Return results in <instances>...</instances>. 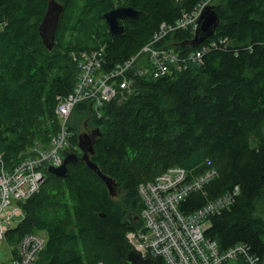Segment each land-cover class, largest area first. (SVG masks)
<instances>
[{
    "label": "trees",
    "instance_id": "trees-1",
    "mask_svg": "<svg viewBox=\"0 0 264 264\" xmlns=\"http://www.w3.org/2000/svg\"><path fill=\"white\" fill-rule=\"evenodd\" d=\"M57 1L64 11L49 50L38 31L48 0H0V24H6L0 28V154L7 166L30 156L37 143L48 146L57 133V98L73 91L79 73L72 51L104 45L103 67L109 69L201 0ZM119 6L140 15L122 21L124 33L113 36L104 15ZM213 6L220 24L204 43L180 47L194 37L184 29L158 43L185 56L216 42L201 63L172 76L138 78L128 98L106 103L100 117L91 101L75 106L71 149L81 155V125L98 129L91 159L114 180L116 195L81 159L68 165L66 177L48 172L40 191L22 203L24 218L10 231V242L44 231L48 240L40 264L127 263L133 247L126 235L142 224L139 186L171 167L196 176L213 167L217 176L205 186L206 194L194 192L180 210L190 214L239 187L234 203L209 218L206 234L221 251L244 243L264 255V0H217ZM64 23L95 45L63 47Z\"/></svg>",
    "mask_w": 264,
    "mask_h": 264
},
{
    "label": "built area",
    "instance_id": "built-area-1",
    "mask_svg": "<svg viewBox=\"0 0 264 264\" xmlns=\"http://www.w3.org/2000/svg\"><path fill=\"white\" fill-rule=\"evenodd\" d=\"M212 3L213 0H201L193 10L184 12L174 26L162 24L148 45L109 69L103 67L107 62L104 45L71 52L79 73L73 91L66 97L59 95L57 98L55 112L60 127L50 144L37 143L30 156L12 166H7L0 154V245L6 243L11 252L9 261L0 264H40L48 240L44 231L28 233L17 243L10 242L8 235L23 220L22 203L40 191L48 168L60 167L65 156L73 153L71 140L74 133L70 130V122L75 106L91 101L95 115L100 117V109L106 103L128 98L138 78L145 75L153 78L172 76L191 63H201L203 53L216 42L211 41L185 56L158 43L168 32L178 29L195 33L203 11ZM206 165L211 166L209 161ZM192 173L193 170L175 166L139 186L143 203L142 224L126 235L132 249L149 260L161 258L166 264H264V255L254 254L250 246L239 243L221 251L218 243L206 234L211 226L209 218L234 203L239 187L190 214L180 210L182 201L194 192L205 195V186L217 176L213 167L197 176ZM13 223L17 225L13 226Z\"/></svg>",
    "mask_w": 264,
    "mask_h": 264
},
{
    "label": "water",
    "instance_id": "water-1",
    "mask_svg": "<svg viewBox=\"0 0 264 264\" xmlns=\"http://www.w3.org/2000/svg\"><path fill=\"white\" fill-rule=\"evenodd\" d=\"M64 11V6L61 5L57 0H48L47 10L44 18L39 26V34L43 41V44L47 49L52 50L56 42V35L59 28L61 15ZM140 12L133 7L119 6L113 10L107 12L104 18L108 24L109 32L115 36L124 33L125 26L122 24L124 20H135L138 19ZM220 24V18L214 9L213 5L208 6L202 13L199 19V26L194 33V37L190 40L180 43V47L190 46L193 48L198 47L204 43L207 39L214 35L215 30ZM100 134V133H99ZM87 136H80V143L88 142L90 147L88 150L83 149L82 146L79 148L83 151L81 158L77 157V154L68 153L64 159L63 164L60 167L50 166L48 171L59 177H66L68 174V165L78 162L81 159L86 163L87 167L92 170L106 185L109 194L114 197L116 195V183L114 180L104 174L100 167L91 159V155L94 153V142L93 140H86ZM128 264H153L151 260L144 258L140 253L132 250L127 256Z\"/></svg>",
    "mask_w": 264,
    "mask_h": 264
},
{
    "label": "rangeland",
    "instance_id": "rangeland-1",
    "mask_svg": "<svg viewBox=\"0 0 264 264\" xmlns=\"http://www.w3.org/2000/svg\"><path fill=\"white\" fill-rule=\"evenodd\" d=\"M179 1L177 0V2H179ZM213 2L214 3H217V0H213ZM81 4H82V7H83V3L80 2V5ZM212 5H213V3H212ZM82 9H85V8H82ZM4 25H6V24L5 23L4 24H0L1 30L4 29ZM63 30L64 31H62L61 34H60V37H61L60 41H61V44L63 45V47H66L68 45H71V46H74L76 49H78L79 47L86 45V46L92 48L95 45V43H96L95 40H93L91 38L86 39L87 40V43L85 41H83L76 34V30H72L70 28V25H68L67 23H64ZM85 133H88L89 134L90 132L87 130V128L85 127V125L84 126L81 125L80 126V130H79V140H80V136H84ZM82 145H83L82 146L83 148H86V149L89 148V144L88 143H86V144L85 143L84 144L82 143ZM82 155H83V151H82V153H81L80 156L82 157ZM16 225H17V223H13V226H16ZM10 258H11V252H10V249H9L8 245L6 243L1 244L0 245V263H6V262L9 261Z\"/></svg>",
    "mask_w": 264,
    "mask_h": 264
},
{
    "label": "flooded vegetation",
    "instance_id": "flooded-vegetation-1",
    "mask_svg": "<svg viewBox=\"0 0 264 264\" xmlns=\"http://www.w3.org/2000/svg\"><path fill=\"white\" fill-rule=\"evenodd\" d=\"M86 124V123H85ZM85 127L87 128V130L90 132L89 134L88 133H85V135L87 136V139L86 140H93V139H96V129L92 128V127H89L88 125H85ZM84 135V136H85ZM85 144L88 143V142H84ZM89 144V143H88ZM86 150V149H85ZM80 153H82V150L80 149ZM77 157H80L79 155Z\"/></svg>",
    "mask_w": 264,
    "mask_h": 264
},
{
    "label": "bare ground",
    "instance_id": "bare-ground-1",
    "mask_svg": "<svg viewBox=\"0 0 264 264\" xmlns=\"http://www.w3.org/2000/svg\"><path fill=\"white\" fill-rule=\"evenodd\" d=\"M138 228V227H137ZM136 229V228H135Z\"/></svg>",
    "mask_w": 264,
    "mask_h": 264
}]
</instances>
